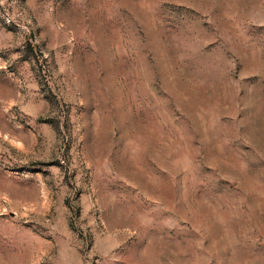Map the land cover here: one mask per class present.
<instances>
[{
    "label": "rangeland",
    "instance_id": "374dc122",
    "mask_svg": "<svg viewBox=\"0 0 264 264\" xmlns=\"http://www.w3.org/2000/svg\"><path fill=\"white\" fill-rule=\"evenodd\" d=\"M0 264H264V0H0Z\"/></svg>",
    "mask_w": 264,
    "mask_h": 264
}]
</instances>
